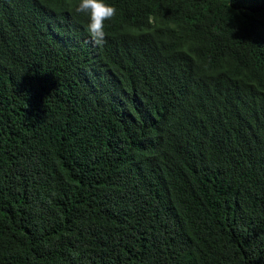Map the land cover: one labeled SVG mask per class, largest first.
<instances>
[{"label": "trees", "instance_id": "1", "mask_svg": "<svg viewBox=\"0 0 264 264\" xmlns=\"http://www.w3.org/2000/svg\"><path fill=\"white\" fill-rule=\"evenodd\" d=\"M0 0V264H264V0Z\"/></svg>", "mask_w": 264, "mask_h": 264}, {"label": "clouds", "instance_id": "2", "mask_svg": "<svg viewBox=\"0 0 264 264\" xmlns=\"http://www.w3.org/2000/svg\"><path fill=\"white\" fill-rule=\"evenodd\" d=\"M116 11L108 0H78L73 7L75 15L86 19V30L98 46L106 42L105 23L114 19Z\"/></svg>", "mask_w": 264, "mask_h": 264}]
</instances>
